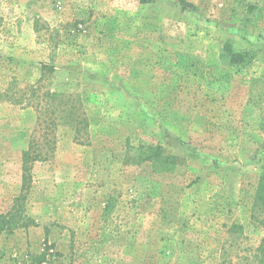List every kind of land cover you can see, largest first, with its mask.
<instances>
[{
	"label": "rangeland",
	"instance_id": "374dc122",
	"mask_svg": "<svg viewBox=\"0 0 264 264\" xmlns=\"http://www.w3.org/2000/svg\"><path fill=\"white\" fill-rule=\"evenodd\" d=\"M185 1L0 0V218L23 193L34 221L0 233V264H245L259 247L264 0ZM29 84L80 95L90 144L60 132L23 189Z\"/></svg>",
	"mask_w": 264,
	"mask_h": 264
},
{
	"label": "trees",
	"instance_id": "16d2710c",
	"mask_svg": "<svg viewBox=\"0 0 264 264\" xmlns=\"http://www.w3.org/2000/svg\"><path fill=\"white\" fill-rule=\"evenodd\" d=\"M155 0H140L142 4H151ZM180 5L186 9L192 7L185 0H179ZM230 60L233 64H241L245 61V54L232 53ZM49 69V66H45ZM50 71V70H48ZM28 90L23 94L28 96L27 105L34 108L37 113L36 127L30 140L29 148L22 154L24 171V187L27 184L28 174L36 162H47L54 156L57 137L59 133H71L76 143L80 145L90 144V120L80 95L71 92H52L43 90L38 84H29ZM15 97V96H14ZM10 101L16 98L10 97ZM149 159L162 161L167 165H177L182 159L175 155H166L161 146H151L148 148ZM22 193L15 200L12 210L0 218V233H12L19 228H28L34 223L33 220L25 216ZM114 205L108 204L105 208L104 216L112 213ZM252 217L259 224L264 233V173L260 176L257 191L252 208ZM242 229L241 226L233 225L229 233ZM47 255V250L37 257L38 263H43ZM223 263L219 264H224ZM245 264H264V235L259 247L253 250V254L248 257Z\"/></svg>",
	"mask_w": 264,
	"mask_h": 264
}]
</instances>
